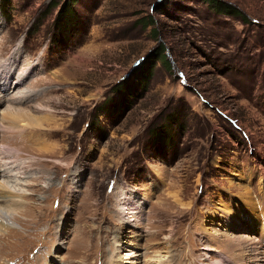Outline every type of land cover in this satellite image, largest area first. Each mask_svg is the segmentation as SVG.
<instances>
[{"label": "rangeland", "instance_id": "rangeland-1", "mask_svg": "<svg viewBox=\"0 0 264 264\" xmlns=\"http://www.w3.org/2000/svg\"><path fill=\"white\" fill-rule=\"evenodd\" d=\"M219 1L0 0V264H264V0Z\"/></svg>", "mask_w": 264, "mask_h": 264}, {"label": "bare ground", "instance_id": "bare-ground-1", "mask_svg": "<svg viewBox=\"0 0 264 264\" xmlns=\"http://www.w3.org/2000/svg\"><path fill=\"white\" fill-rule=\"evenodd\" d=\"M17 80H19V78L17 79ZM18 83L19 82H17L16 83V85H18ZM0 89H5L6 90V78H4L3 76H0ZM21 99L23 100V98H21V97H16V98H14V99H12L11 100V102H17L18 100H20L21 101ZM1 100V99H0ZM12 110V114H14V115H16L17 116V119H24V115L22 116V112L19 110V109H11ZM25 124H28V125H32V126H34V125H38V126H40L39 124H41V121L39 120V119H36V118H30V119H28L26 122H25ZM9 178V177H8ZM15 185V184H14ZM0 187H1V190H3V195L5 194V190H6V188L8 187V184L6 183V181L5 180H3L2 182H1V184H0ZM9 190V189H8ZM7 208V207H6ZM2 209V208H1ZM12 209H10V210H8V208H7V210H5V212H1V210H0V215L1 216H3V214H9L8 213V211H11ZM6 217V216H5ZM2 226V225H1ZM261 236V237H260ZM259 236V240L257 241L258 242V245L259 244H262L263 243V241H264V235H260ZM261 238H262V241H260L261 240ZM242 241H245V240H239V242H241L242 243ZM260 241V242H259ZM248 241L246 240L245 242H243V243H247ZM258 245H257V247L256 246H254V247H252L251 248V250H256L257 252H253V255H255V256H253L254 257V259L256 260V257H257V254L259 253V247H258ZM245 247V246H244ZM256 247V248H255ZM247 249V248H246ZM229 250H227L226 252H221V254H222V256H221V259H219V260H217L216 262H215V264H237V261L235 260L234 261V259H235V255H233V254H231V252H228ZM247 251V250H246ZM250 253V252H249ZM260 253H261V251H260ZM259 253V254H260ZM243 254V253H242ZM252 254V253H251ZM226 255V256H225ZM249 255V254H248ZM228 256V257H227ZM240 257H241V255H240ZM251 258H252V256H250ZM232 258V259H231ZM250 259V258H249ZM238 264H240V262L238 263ZM243 264H245V263H243Z\"/></svg>", "mask_w": 264, "mask_h": 264}, {"label": "trees", "instance_id": "trees-1", "mask_svg": "<svg viewBox=\"0 0 264 264\" xmlns=\"http://www.w3.org/2000/svg\"><path fill=\"white\" fill-rule=\"evenodd\" d=\"M71 1V0H70ZM213 8H215L216 10H218V11H223V12H229V13H234V14H238V15H240L239 13H237V12H235L234 11V8H232L230 5H228V4H226V3H224L223 1H219V0H206ZM165 49H164V47L162 46L160 49H159V53L161 54L162 53V51H164ZM164 58H165V61H166V58L167 57H165L164 56ZM120 85H122V83L120 84ZM120 88L122 89L123 88V86L121 87L120 86ZM116 91H118V90H116ZM120 92V91H119Z\"/></svg>", "mask_w": 264, "mask_h": 264}]
</instances>
